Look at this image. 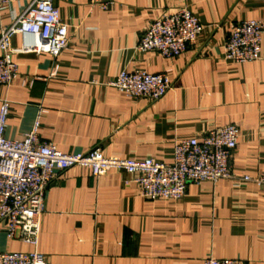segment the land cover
Returning <instances> with one entry per match:
<instances>
[{
  "label": "crops",
  "instance_id": "0c3cea01",
  "mask_svg": "<svg viewBox=\"0 0 264 264\" xmlns=\"http://www.w3.org/2000/svg\"><path fill=\"white\" fill-rule=\"evenodd\" d=\"M31 0L0 10V36ZM54 0L70 44L57 58L18 54L19 75L0 86L10 102L6 138L21 140L39 119L42 141L64 153L171 164L178 140L237 125L235 174L264 175V35L255 62L226 60L234 24H264V0ZM190 9L205 26L179 57L137 50L150 23ZM23 38L13 39L20 48ZM164 74L174 83L159 101L127 96L109 82L122 71ZM113 170L63 172L45 192L38 251L49 264H200L208 257L264 264V192L227 179L190 184L180 201L148 200ZM34 248L0 227V251Z\"/></svg>",
  "mask_w": 264,
  "mask_h": 264
},
{
  "label": "built area",
  "instance_id": "2783aa9c",
  "mask_svg": "<svg viewBox=\"0 0 264 264\" xmlns=\"http://www.w3.org/2000/svg\"><path fill=\"white\" fill-rule=\"evenodd\" d=\"M17 0H0V10ZM93 7L107 10L108 0H87ZM205 26L188 8L164 15L149 24L137 50L153 51L166 59L179 57L204 32ZM20 35L23 44L14 48L13 39ZM264 24L258 20L241 21L233 25L225 45L226 60L249 63L260 60ZM69 26L62 22L54 0H31L0 36V86L18 78V54L47 52L57 58L69 47ZM127 96L153 102L164 98L174 83L164 74L144 70L122 71L109 82ZM10 102L0 107V227L10 240L17 239L33 246L29 252H2L0 264H49L38 251L41 220L45 212L47 187L63 172L82 167L100 178L110 171L127 173V185L135 186L144 199L180 201L190 184L216 183L227 179L241 184H254L264 192V175L251 176L231 172L230 161L241 136L237 125L215 128L201 137L178 140L171 164L153 159L128 160L106 157L99 150L88 153H64L39 136V119L21 140L6 138ZM200 264H245L240 259L205 258Z\"/></svg>",
  "mask_w": 264,
  "mask_h": 264
}]
</instances>
